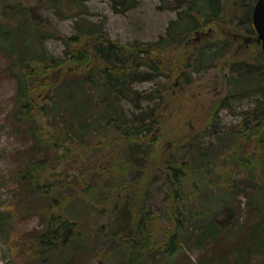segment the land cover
Masks as SVG:
<instances>
[{
  "label": "trees",
  "instance_id": "obj_1",
  "mask_svg": "<svg viewBox=\"0 0 264 264\" xmlns=\"http://www.w3.org/2000/svg\"><path fill=\"white\" fill-rule=\"evenodd\" d=\"M84 1L37 0L66 17L78 18L71 35L60 36L50 25L25 16L19 2L0 0V51L8 60L3 72L16 84L7 116L31 141L19 156L21 166L14 176L26 188L27 210L40 214L44 222L43 232L28 240L29 255L37 264H59L73 254L90 255L93 244L104 245L112 238L116 241L113 253H122L123 264H142L145 258L148 262V252L155 248L150 230L154 212L145 200L153 175L160 171V211L174 230L156 252L161 249L160 263L168 264L182 252L179 233L204 215V209H199L203 198L210 196L217 205H225L236 178L258 187L247 196L250 202L257 197L264 200V53L228 63L232 74L226 79L224 101L246 92L261 97L225 136L217 138L213 113L203 121L204 131L220 138L218 148L199 145L191 131L174 137L169 150L161 107L171 99L170 92L163 87L140 93L134 85L165 76L171 70V55L201 28L231 27L243 20L245 33L254 34L252 10L257 0H174L176 18L166 34L156 42L131 45L111 40L101 23L81 18ZM112 1L117 12L134 5V0ZM51 39L63 44L61 56L47 49L46 41ZM234 43L224 37L193 45L181 63L182 81L189 85L194 74L228 60ZM145 102L147 107L142 106ZM94 141L100 152L105 151V165L98 163L84 174L71 194L61 179H48L47 172L69 161L75 152L93 148ZM181 148L184 159L175 153ZM136 168L137 177L130 179ZM107 200L96 219L125 213L128 218L120 230L112 231L108 223L97 226V220L96 227L88 226L63 210V206L81 204L82 212L89 213L88 208L105 205ZM235 230L233 225L228 232Z\"/></svg>",
  "mask_w": 264,
  "mask_h": 264
},
{
  "label": "rangeland",
  "instance_id": "obj_2",
  "mask_svg": "<svg viewBox=\"0 0 264 264\" xmlns=\"http://www.w3.org/2000/svg\"><path fill=\"white\" fill-rule=\"evenodd\" d=\"M14 2H19L25 7L22 12L29 19L50 25L60 36H69L75 29L77 17H66L47 2L39 4L37 0ZM83 4L85 9L79 16L87 22L101 23L106 35L122 45H131L135 41L145 43L158 41L166 34L167 26L176 18L177 13L174 0H134V5L125 12H117L112 0H86ZM242 23L243 20H239L231 23V27L212 24L199 29L179 51L171 55L169 59L171 70L167 71L165 76L134 85V89L140 93L152 92L163 87L170 92L171 99H166L161 107L162 114L167 119L163 137L167 140L169 150L173 149L174 137L191 131L195 133V140L199 145L218 148L221 144L220 138L217 139L219 135L225 136L228 128L238 123L261 97L259 93L246 92L242 96L224 101L227 92L226 79L232 74L230 68H227L228 63L237 58L248 59L262 52L260 44L256 42V32L246 34ZM224 37H230L235 42V51L230 58L218 62L214 67L204 69L200 74H194L192 83L185 84L181 73L184 54L193 45L214 42ZM46 47L56 56H61L64 51L63 44L55 39L47 40ZM7 65V58L0 51V264H37L36 258L29 255L30 248L27 243L30 238L43 232L44 222L40 214L27 210L26 197L24 198L26 188L14 176V171L21 166L19 156L27 151L31 141L24 136L21 128L12 125L8 120L7 115L12 108L16 84L13 78L3 72ZM233 67L235 73L237 67ZM146 104L145 102L142 106L147 107ZM124 107L129 111L128 104H124ZM212 113L216 123L214 129L219 132L217 138L204 131L203 121ZM92 145L93 148L75 152L69 161L47 172L48 179H61L65 186L69 185L66 192L71 194L70 190L81 184L85 178L84 174L91 172V169L95 170L98 163L105 165V151L100 152L95 147V141ZM183 149L175 151L179 159L185 158L186 153ZM244 152L249 151L244 149ZM137 169L130 179L137 177ZM162 176L160 171L153 175L146 194L145 204L154 212L150 230L151 244L155 248L148 252V262L145 258L142 264H162L161 249L159 252L156 251L162 248L167 240V234L174 230L172 223L163 217L160 211L163 192L157 189L162 182ZM217 184H213L214 188ZM232 186L233 193L227 197L223 206L217 205L210 196L202 199L203 204L199 209H204V215H199L201 217L197 218V221L179 233L182 252L168 264H264V200L260 201L257 197L256 200L249 201L247 196L257 190L256 185L240 183L234 178ZM109 202L110 200H107L105 205L98 204L93 206V209L88 208L89 213L82 212L81 204L63 206V210L66 215H72L71 218H78L88 226H94L97 220V226L108 223L112 231L120 230L124 227L122 222L128 218L125 213L119 212L118 216L109 219L108 216L96 219L99 210L104 209ZM198 204L199 199L196 207ZM233 225L236 230L228 232L229 227ZM115 244L116 241L109 238L104 245L93 244L90 255L73 254L59 264H123L122 253H113Z\"/></svg>",
  "mask_w": 264,
  "mask_h": 264
},
{
  "label": "water",
  "instance_id": "obj_3",
  "mask_svg": "<svg viewBox=\"0 0 264 264\" xmlns=\"http://www.w3.org/2000/svg\"><path fill=\"white\" fill-rule=\"evenodd\" d=\"M252 25L257 34L256 41L264 53V0H257L253 6Z\"/></svg>",
  "mask_w": 264,
  "mask_h": 264
},
{
  "label": "flooded vegetation",
  "instance_id": "obj_4",
  "mask_svg": "<svg viewBox=\"0 0 264 264\" xmlns=\"http://www.w3.org/2000/svg\"><path fill=\"white\" fill-rule=\"evenodd\" d=\"M255 31V30H254ZM246 41H249V40H246ZM257 42V41H256Z\"/></svg>",
  "mask_w": 264,
  "mask_h": 264
}]
</instances>
